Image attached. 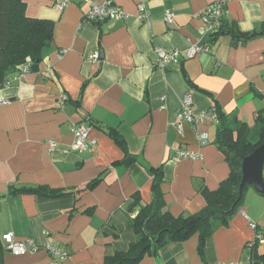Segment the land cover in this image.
<instances>
[{
    "label": "crops",
    "instance_id": "0c3cea01",
    "mask_svg": "<svg viewBox=\"0 0 264 264\" xmlns=\"http://www.w3.org/2000/svg\"><path fill=\"white\" fill-rule=\"evenodd\" d=\"M29 17L54 23L53 44L35 70L0 89V237L31 238L35 252L5 251L3 264H49L47 248L67 251L60 264H104L106 255L126 250L135 241L132 219L152 200L147 166H162V190L175 216L200 211L205 185L216 189L230 167L215 144L217 124L179 121L181 100L191 93L194 111H237L250 126L264 108V38L238 47L220 36L210 51L184 58L167 69L154 66L157 47L188 50L200 43L202 12L223 2L225 18L243 31L264 22V0H143L151 25L137 18L139 0H114L130 14L125 20H85L89 4L80 0L63 10L61 0H23ZM102 3L105 0H95ZM174 21L167 23L165 10ZM95 51L100 60L88 59ZM66 96L64 103L61 98ZM92 123L95 148H73L72 125ZM117 130L129 155L108 134ZM206 134V142L198 134ZM50 140L56 146L50 149ZM179 149L201 155L183 158ZM264 176V166H263ZM99 182L91 188L92 181ZM65 189L58 197L12 194L11 186ZM77 189H82L77 193ZM138 198L140 203L133 206ZM264 230V197L252 187L243 207L207 237L171 242L145 255L138 264H216L247 262V243ZM260 251H264L261 245Z\"/></svg>",
    "mask_w": 264,
    "mask_h": 264
},
{
    "label": "trees",
    "instance_id": "16d2710c",
    "mask_svg": "<svg viewBox=\"0 0 264 264\" xmlns=\"http://www.w3.org/2000/svg\"><path fill=\"white\" fill-rule=\"evenodd\" d=\"M225 14L224 11V16L213 33L206 37L201 35L202 44L208 45L211 49V44L222 35L230 36L234 47L264 38V22L249 31H243L235 23L228 22ZM101 22L103 21L93 23ZM53 28L54 23L51 20L29 17L23 0H0V89L15 74L20 73L26 63H31L30 71L38 67L45 51L53 44ZM215 110L218 117L217 121H213L217 124L215 144L229 164V175L216 189H210L205 185L200 187V192L206 200V205L200 211L175 216L167 209L164 199L162 184L165 178L162 166H147L152 176V200L142 206L131 221L136 239L126 250L106 255L104 264H138L145 255L157 252L168 243L187 240L195 234L200 236L199 249L201 255H204L207 237L220 226L227 225L242 209L246 192L252 188L250 184H246L240 191L242 163L246 156L264 144V108L257 111L253 126L244 121L237 111L225 113L219 109ZM89 125L93 126L91 122ZM108 134L127 153L124 162L130 164L137 161V157L129 155L125 140L117 130L110 129ZM97 182L99 179L89 183L85 189L93 188ZM81 191L82 189L76 190L77 193ZM9 193L58 197L66 193V190L43 185H13ZM257 193L264 197L263 192ZM3 196L5 195L0 194V198ZM138 203L140 200L136 198L132 205ZM261 245L264 243H260L256 236L247 243L249 248L247 263L264 264V251H260ZM5 251L7 250L0 237V264H3Z\"/></svg>",
    "mask_w": 264,
    "mask_h": 264
},
{
    "label": "built area",
    "instance_id": "2783aa9c",
    "mask_svg": "<svg viewBox=\"0 0 264 264\" xmlns=\"http://www.w3.org/2000/svg\"><path fill=\"white\" fill-rule=\"evenodd\" d=\"M81 2H86L89 4L90 8L85 14V20L92 22L107 21V20H125L130 17V14L126 12L122 7L118 6L114 0H105L102 3H98L95 0H80ZM74 2V0H61L56 4L59 10H63L68 4ZM224 3L216 2L210 4L201 14L205 25L199 29L200 35L203 37L209 36L213 33L220 24L221 18L224 16ZM175 13L172 9H166L164 19L167 23L174 21ZM137 18L140 21L151 25L153 22V16L148 10L147 6L143 0H139L138 3V13ZM210 51L208 45H204L201 42L193 44L188 50L181 51L179 49L166 50L161 47L155 49L156 61L154 66L160 69H167L172 65L179 63L184 58H193L200 52ZM93 62H98L100 60V53L95 51L91 53L88 57ZM31 63H26L20 73H18L15 78H21L23 75L30 71ZM10 81L7 83L9 84ZM67 99L66 96L61 98V102ZM7 102L0 95V104ZM179 121H189L198 125L203 121H217L216 110L211 111H201L196 113L194 111V100L191 93L184 94L181 100V108L179 111ZM93 126L86 123H78L72 125V133L74 135L73 148L79 151H84L86 149H93L97 145V139L91 136V130ZM199 139L204 143L206 142V134L199 133ZM50 149L56 146L55 140H50ZM178 153L183 158L197 159L201 157L198 153H195L187 149H179ZM249 223L253 229H258L260 226L258 223L249 219ZM256 237L260 243H264V231L258 229L256 232ZM2 239L7 251L14 253L15 255H24L29 252H35L37 250V245L33 239L28 238L27 240H17L14 233L8 232L2 235ZM47 248L52 256L49 264H60L61 259L67 256V251L63 250L60 246L54 243H48ZM216 264H249L247 262H230V263H216Z\"/></svg>",
    "mask_w": 264,
    "mask_h": 264
},
{
    "label": "water",
    "instance_id": "95a60500",
    "mask_svg": "<svg viewBox=\"0 0 264 264\" xmlns=\"http://www.w3.org/2000/svg\"><path fill=\"white\" fill-rule=\"evenodd\" d=\"M264 144L257 147L246 156L242 163V182L240 191L246 184H250L256 191L264 193Z\"/></svg>",
    "mask_w": 264,
    "mask_h": 264
}]
</instances>
